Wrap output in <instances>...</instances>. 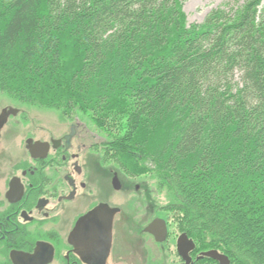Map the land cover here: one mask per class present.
Wrapping results in <instances>:
<instances>
[{
  "label": "trees",
  "instance_id": "1",
  "mask_svg": "<svg viewBox=\"0 0 264 264\" xmlns=\"http://www.w3.org/2000/svg\"><path fill=\"white\" fill-rule=\"evenodd\" d=\"M262 1L189 25L181 0H0V91L90 118L197 252L264 264Z\"/></svg>",
  "mask_w": 264,
  "mask_h": 264
},
{
  "label": "flooded vegetation",
  "instance_id": "2",
  "mask_svg": "<svg viewBox=\"0 0 264 264\" xmlns=\"http://www.w3.org/2000/svg\"><path fill=\"white\" fill-rule=\"evenodd\" d=\"M23 117L18 106L0 107V264H220L205 255L211 250L197 252L186 233L187 239L172 235L165 217L149 220L148 207L125 210L111 194L100 198V171L114 192L138 200L140 188L106 170L97 144L75 143L77 127L70 143L71 129L59 139H39L26 135ZM156 220L166 224L162 241L147 231Z\"/></svg>",
  "mask_w": 264,
  "mask_h": 264
},
{
  "label": "rangeland",
  "instance_id": "3",
  "mask_svg": "<svg viewBox=\"0 0 264 264\" xmlns=\"http://www.w3.org/2000/svg\"><path fill=\"white\" fill-rule=\"evenodd\" d=\"M246 1L247 0H181L183 11L189 25L202 24L213 11L219 9H235L245 4ZM259 15L261 19H264V0L259 8ZM237 79L239 80V78ZM7 105L18 106L24 111L25 117L22 118L23 120L21 119L23 124L27 127V130L24 129V131H26V135L29 133V135L35 138L49 140L59 139L69 134L72 126L77 127L78 137L75 138V143L97 144L98 148L95 154H98V158H100V162L102 160V164L106 167V170L109 169L111 174L115 171L118 176H120L122 182L127 183L129 188L133 190L137 186L140 188L138 200L130 194H125V192H114L110 176H107L104 171L103 173L100 171V173L96 175L97 185L95 187L100 193V198L105 199L106 195L111 194L116 205L121 206L125 210L137 208L135 206H138V208L141 207L144 210L148 207L149 215L147 217L149 220L153 217L163 216L169 222L172 235L177 236L181 233L183 234L180 230V221H178L176 217L180 213L178 210L172 211L166 209L170 203L168 194L164 189L161 190L158 188L155 177L150 174L135 177L122 172L116 163H114V158L107 154V149L109 147L107 135L98 129L90 118L78 112L63 116V112L58 109L23 105L0 91V107ZM26 135L21 132L20 140L24 139ZM145 191H147V194ZM143 194H146L145 198L142 196ZM154 210L155 213L153 214ZM158 210L160 211L158 212ZM150 211L153 214L151 218ZM138 218L136 214L134 219L131 217V220L137 222L139 221Z\"/></svg>",
  "mask_w": 264,
  "mask_h": 264
},
{
  "label": "water",
  "instance_id": "4",
  "mask_svg": "<svg viewBox=\"0 0 264 264\" xmlns=\"http://www.w3.org/2000/svg\"><path fill=\"white\" fill-rule=\"evenodd\" d=\"M75 130H76V127L72 126L71 133L65 137V139L67 140V143H70L71 139L73 138L75 134ZM28 143H33V140H29ZM55 143H58V142H55ZM115 181L116 183H119L118 179H116ZM117 186L119 185L117 184ZM157 225H159L160 229L157 228ZM147 231L151 234H154L158 240L162 241V239L165 238L167 234L166 224L164 221L156 220L152 225L148 227ZM181 238L187 239V236L183 234ZM205 255L216 261H219L220 264H230L229 258L226 255L220 254L217 250H211L205 253Z\"/></svg>",
  "mask_w": 264,
  "mask_h": 264
}]
</instances>
